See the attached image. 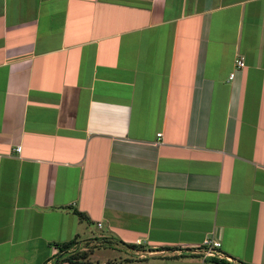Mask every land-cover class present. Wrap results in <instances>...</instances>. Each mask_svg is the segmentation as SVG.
Segmentation results:
<instances>
[{"label":"crops","instance_id":"1","mask_svg":"<svg viewBox=\"0 0 264 264\" xmlns=\"http://www.w3.org/2000/svg\"><path fill=\"white\" fill-rule=\"evenodd\" d=\"M206 238L264 264V0H0V264Z\"/></svg>","mask_w":264,"mask_h":264},{"label":"built area","instance_id":"2","mask_svg":"<svg viewBox=\"0 0 264 264\" xmlns=\"http://www.w3.org/2000/svg\"><path fill=\"white\" fill-rule=\"evenodd\" d=\"M245 67V60L243 57H240L236 60V69L237 70H241L242 68ZM236 76V72H233L230 75V79L233 80ZM159 137H162V134L159 135ZM22 148L21 147H17V152H21ZM102 225L99 224V227H101ZM138 245H140L141 243L138 242ZM222 247V244L220 241L214 240L212 238H206L202 244L201 247L193 249L190 251V253L192 255H201L202 257H204V259H216L218 261H223L229 264H243L240 263L236 260H234L233 258L227 256L226 254H224L220 249ZM71 253L74 252H78L79 249L77 250V248H73L72 250H70ZM87 251V249H82L81 252H85ZM138 261L137 264H145L146 259H147V255L145 253H138Z\"/></svg>","mask_w":264,"mask_h":264},{"label":"trees","instance_id":"3","mask_svg":"<svg viewBox=\"0 0 264 264\" xmlns=\"http://www.w3.org/2000/svg\"><path fill=\"white\" fill-rule=\"evenodd\" d=\"M81 217H83V215H79ZM75 245V242H70L68 244H65L63 246H60V252H62V254H60L59 256V262L56 264H62L65 262H69V263H75V264H88V259H89V255L92 251H85V252H74L71 253L69 252L73 246ZM63 254L65 255V258H63ZM219 264H229L226 262H218Z\"/></svg>","mask_w":264,"mask_h":264},{"label":"rangeland","instance_id":"4","mask_svg":"<svg viewBox=\"0 0 264 264\" xmlns=\"http://www.w3.org/2000/svg\"><path fill=\"white\" fill-rule=\"evenodd\" d=\"M99 252H100V250L97 251V253H99ZM108 253H109V251H108ZM118 253H119V252H117V254H118ZM109 254H110V253H109Z\"/></svg>","mask_w":264,"mask_h":264}]
</instances>
